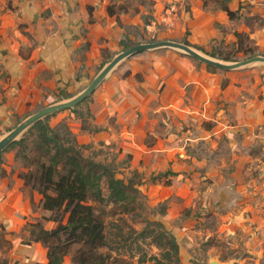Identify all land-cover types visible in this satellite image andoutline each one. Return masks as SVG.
Masks as SVG:
<instances>
[{
  "label": "crops",
  "instance_id": "obj_1",
  "mask_svg": "<svg viewBox=\"0 0 264 264\" xmlns=\"http://www.w3.org/2000/svg\"><path fill=\"white\" fill-rule=\"evenodd\" d=\"M113 4L112 0H12L13 10L0 13L1 121L9 122L12 113L33 108L42 94H54L68 83L86 85L102 64V50L112 56L119 53L127 29L140 23V13L114 10ZM180 19H164L168 26L176 23L178 31L162 33L163 38L183 43L179 29L187 30L184 40L204 49L219 36L214 24L226 22L228 16L222 10L199 7L182 24ZM92 98L98 105L95 102L91 108L92 127L97 130L91 139L118 143L135 162L143 160L141 170L148 174L169 165L174 172L182 164L187 169L191 155H196L186 153L181 144L190 142L193 147L202 140L225 141L237 150L241 168L264 175V66L211 72L171 50L145 51L130 57ZM155 124H162L164 131L150 132ZM148 134L157 141L152 148L144 143ZM4 168L0 264H47L46 252L39 242L28 240L24 229L41 196L24 188L17 174L9 178L10 169Z\"/></svg>",
  "mask_w": 264,
  "mask_h": 264
},
{
  "label": "rangeland",
  "instance_id": "obj_2",
  "mask_svg": "<svg viewBox=\"0 0 264 264\" xmlns=\"http://www.w3.org/2000/svg\"><path fill=\"white\" fill-rule=\"evenodd\" d=\"M219 1L112 0L114 10L130 11L133 15L140 13L138 17L140 23L127 29L126 38L121 41L119 50L165 40L161 34L170 31L176 34L178 25L175 23L168 26L164 19L171 21L172 16L183 17L178 21L182 24L187 14H192L195 8L199 7L205 11L219 12L221 11ZM228 6L236 11L235 14L226 22L214 24L219 36L210 40L204 47V52L215 53L216 57L219 54L228 55L230 61H241L253 55L264 56V0H229ZM6 10H13L12 0H0V13ZM179 30L183 32L182 36H179L180 40H184L189 32ZM20 31L24 33L23 28H20ZM234 32L248 35L250 42L246 41L244 45L247 50L253 49L252 54L239 50L235 45ZM112 57L108 52L106 58L102 56L100 68ZM194 61L197 65H203ZM122 65L111 75L118 73ZM100 68H96V73ZM93 77L86 85L68 83L54 94H42L33 108L12 113L9 122L0 120V136L13 129L25 117L79 93ZM98 88L75 107V112L64 110L51 115L47 121L48 125L54 129L60 124L67 126L77 143L83 146V156L110 165L116 178L127 180L136 172L142 181L138 189L145 196L144 203L151 209L150 212L135 210L122 213L119 209L113 210L111 205L105 206V233L113 251L101 249L100 252L109 254L110 260L123 259L131 264H142L138 262V258L145 254L147 257H157L164 264L166 262L162 255L170 251V236L161 234L162 227L159 226L161 224L166 232L175 237L179 264H264V175L256 169L251 171L248 167L241 168L242 161L237 156V150L225 141L217 143L200 140L194 142L193 147L190 142L187 146L185 143L181 144L186 153L196 155L194 158L191 155L186 164L189 166L187 169H184L182 164L179 166L180 170L174 169L176 173L174 176L150 182L152 176L171 170L170 165L166 170L148 174L141 170L143 160L138 159L137 164L133 155H129L118 143L91 139L90 134H94L92 121L95 120L91 108L96 103L98 105L92 95ZM1 101L4 102V99ZM70 113L73 118L70 117ZM82 120L89 131L81 129ZM76 123L81 125L77 132L74 131ZM109 123L112 124L111 120ZM99 129L105 130L103 127ZM152 129L154 130L150 132L161 133L164 126L155 124ZM23 137L24 142L17 148L9 149L0 155V176L3 175V171L5 173L4 166L10 169L9 178L15 174L18 176L20 171H26L22 168L20 159L16 158V154L18 151L24 153L26 149L31 148L33 137L27 133ZM156 142L152 134H148L144 141L149 148L155 146ZM248 154L255 155L253 151ZM248 163L246 162L244 166ZM24 188L29 191L28 187ZM50 215L49 212L41 210L39 203L32 205V215L24 227L26 237L29 235L28 240L32 241L31 239L35 237L36 229L31 225L36 222L46 230L56 227V223L43 220V217ZM143 218L148 220L147 225ZM143 229L146 231L153 229V233L145 239H140L138 233ZM40 245L47 253L46 248L41 243ZM70 259L71 256L68 254L62 264H72ZM144 264H154V260Z\"/></svg>",
  "mask_w": 264,
  "mask_h": 264
},
{
  "label": "trees",
  "instance_id": "obj_3",
  "mask_svg": "<svg viewBox=\"0 0 264 264\" xmlns=\"http://www.w3.org/2000/svg\"><path fill=\"white\" fill-rule=\"evenodd\" d=\"M219 2L220 10L232 19L236 11L228 8L229 0ZM108 13L114 14L111 7L108 8ZM234 37L239 50L253 53L252 48L248 51L244 45L246 41L250 42L247 34L234 32ZM183 44L189 45L186 40H183ZM193 47L204 51L202 47ZM107 52L102 50L104 58L107 57ZM208 54L216 57L215 53ZM217 58L230 61L228 55L219 54ZM206 69L211 72L218 71L209 66ZM69 110L75 112V107ZM48 118L37 122L26 132L33 137L31 148L16 154L22 168L26 169L20 171L18 177L23 180L24 186L41 196V210L51 214L50 217H43V220L56 223V227L50 230L44 229L39 222L31 225L36 229L35 237L31 240L46 248L47 264H62L68 254L72 264H131L123 259L110 260L109 254L100 252L101 249L113 251L105 233V206L111 205L113 210L119 209L122 213L135 210L150 212L151 209L144 203L145 196L138 189L142 183L141 178L136 172L127 180L116 178L110 165L83 156V146L77 143L67 126L60 124L55 129L50 128ZM83 122L82 120L81 129L85 130L87 127ZM24 140L22 137L2 153L17 148ZM175 174L168 169L152 176L150 182ZM138 214L142 215L139 212ZM143 221L146 225L149 223L146 218ZM159 226L162 227V235L170 236V251L162 255L166 262L164 264H179L175 237L166 232L161 224ZM152 233L153 229H143L138 236L145 239ZM169 258L173 260L170 261ZM151 260H154V264H162L155 256L141 254L138 258V262L142 264Z\"/></svg>",
  "mask_w": 264,
  "mask_h": 264
},
{
  "label": "water",
  "instance_id": "obj_4",
  "mask_svg": "<svg viewBox=\"0 0 264 264\" xmlns=\"http://www.w3.org/2000/svg\"><path fill=\"white\" fill-rule=\"evenodd\" d=\"M157 50H171L178 54L190 57L205 66L213 67L222 71H235L255 66H264V56H252L241 61H225L196 49L191 45L162 40L156 43H143L132 46L115 54L106 62L93 77L91 82L79 93L52 103L41 110L25 117L13 129L0 136V153L7 149L12 143L19 141L23 135L37 122L44 120L60 111L69 110L86 100L111 74L130 57L141 53Z\"/></svg>",
  "mask_w": 264,
  "mask_h": 264
}]
</instances>
